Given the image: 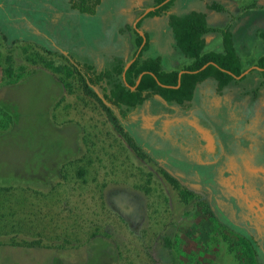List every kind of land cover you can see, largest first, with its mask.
Segmentation results:
<instances>
[{
    "label": "rangeland",
    "instance_id": "374dc122",
    "mask_svg": "<svg viewBox=\"0 0 264 264\" xmlns=\"http://www.w3.org/2000/svg\"><path fill=\"white\" fill-rule=\"evenodd\" d=\"M33 1L0 12V264H264L256 76L240 84L249 93L211 97L203 117L162 121L173 103L153 96L124 120L113 108L118 126L55 46L86 56L98 20L68 0ZM242 22L236 40L264 50V11ZM207 123L228 126L220 146ZM173 130L185 151L170 149Z\"/></svg>",
    "mask_w": 264,
    "mask_h": 264
},
{
    "label": "crops",
    "instance_id": "0c3cea01",
    "mask_svg": "<svg viewBox=\"0 0 264 264\" xmlns=\"http://www.w3.org/2000/svg\"><path fill=\"white\" fill-rule=\"evenodd\" d=\"M8 1L10 2V0ZM22 1L34 3L33 0ZM166 1L168 0H165V2ZM171 1V4L161 12L147 15L149 12L156 10L160 6L155 5L154 0H122V2L116 1L114 4H109V6L107 0H100L95 13H82L85 16V19L87 17L89 20H98L99 24L96 26H99L98 30L88 27L87 30L89 33L87 35L90 39L88 40L85 38V35L83 36L88 43H85L81 39L86 45L88 44V50H86L87 55L83 56L85 58L79 55V51H77L74 46H72V48L69 46H63L65 45L63 43L62 45L60 43L55 44V46L62 49L61 51L63 53L68 54L74 60L92 65L96 71L111 69L114 65L119 63L123 66L125 71L129 67L128 63L130 61L133 62L141 52L140 51L137 55L138 47H136L135 38L136 33H138L144 39L146 35L148 41V47L142 52L140 60L159 57L163 70H178L180 72L184 70L183 68L185 66L191 64L193 59L186 56L176 45L173 31L169 25V16H183L193 11L202 12L205 14L208 27L223 29L226 26H229L233 45L242 65L243 76L241 77L243 78H237V76L224 86L221 91L217 90V82L214 78L208 77L204 79L196 85L189 106L183 108L180 105L171 102L173 104L168 107L173 108L175 113L173 116L162 117V121L169 120V117H176L177 115L183 114V112H190L198 117H203L202 115H207V113L211 114L214 111L212 105L213 102L210 101L211 97L217 99L215 100L217 103L223 98L233 97L234 99L236 96H242L244 93L252 91V88H250V90L242 88V91L240 89V86L246 82V79L249 76H256L259 81L257 94H262L264 96V80L261 75L262 70L260 71L256 68V61L264 54V50L259 52L256 46L255 48L251 47L250 41L242 39L238 42L235 38L236 31L239 29V24L243 23L242 21L248 16V14L251 12L264 11V0ZM7 4V0H0V12L3 15L2 18H4ZM68 4L70 5L69 0ZM212 4H217L221 7L214 8L211 7ZM252 4L256 5L257 8L246 10V8ZM229 19L231 22L228 23ZM95 31L97 33H95ZM29 34L32 37H38L37 35H32L30 32ZM103 34H105V36ZM256 34L264 36V32L257 31ZM203 39V52L223 51L222 34L220 31L206 32L203 35ZM40 40L42 39L40 38ZM153 96L158 95H152L149 98ZM254 97H256V95H254ZM147 99L143 102V105L147 102ZM207 125L213 132L218 146H220V133L223 136L230 133L228 126H224L223 124L220 126H214L209 123H207ZM182 133L183 132L181 131L176 132V130L168 132L167 139L173 140V147H170V149L179 148L185 151L187 145L183 140ZM207 156L210 157L212 155ZM215 157L216 156H212L211 159L205 161L212 162Z\"/></svg>",
    "mask_w": 264,
    "mask_h": 264
},
{
    "label": "trees",
    "instance_id": "16d2710c",
    "mask_svg": "<svg viewBox=\"0 0 264 264\" xmlns=\"http://www.w3.org/2000/svg\"><path fill=\"white\" fill-rule=\"evenodd\" d=\"M154 1L155 5L160 6L147 15L161 12L172 2L171 0L166 2L165 0ZM69 3L73 9H76L80 13L93 14L96 12V7L100 3V0H69ZM211 7L220 8L221 6L212 4ZM255 8L257 6L252 4L246 10ZM169 25L173 31L178 48L186 56L193 59L191 64L183 68L186 71L181 74L178 87H175L178 83V70H163L159 57L140 60L142 52L148 47L146 35V41L141 52L125 71L120 63L114 65L111 69L96 71L92 65L73 59V68L82 81L83 86L95 96L107 111L109 117L118 126H120V119H127L128 113L134 111L152 95H158L163 100L174 102L184 108L189 106L194 89L199 82L212 77L217 82V90L221 91L224 86L242 73V65L233 45L229 26L223 29L210 28L206 24L205 14L195 11L183 16L170 15ZM209 31L221 32L222 52H203V35ZM142 40V36L136 33V47L141 45ZM209 62L213 64H209L203 70L193 72ZM256 66L262 69L261 75L264 80V54L257 59ZM142 72L145 73L138 85H136L137 77ZM157 82L165 86L158 85ZM95 87L101 88V98L95 92ZM113 108L117 110L121 117L120 119L114 113ZM131 145L135 146L132 143ZM161 243L167 253L172 255L173 240L171 235H163Z\"/></svg>",
    "mask_w": 264,
    "mask_h": 264
},
{
    "label": "water",
    "instance_id": "95a60500",
    "mask_svg": "<svg viewBox=\"0 0 264 264\" xmlns=\"http://www.w3.org/2000/svg\"><path fill=\"white\" fill-rule=\"evenodd\" d=\"M144 42H145V39L143 38V42H142V44L138 47L137 55H138V53L141 51V49H142V47H143V45H144ZM133 60H134V59H133ZM131 62H132V61H130V62L128 63V66L131 64ZM209 64H213V63H212V62L206 63V64H204L200 69H198V70H196V71H193V72H198L199 70H203V69L206 68V66H208ZM256 68L259 69L260 71L262 70V69L259 68V67H256ZM183 72H185V70L180 71V72L178 73V83H177V85H176L175 87H178V86H179V84H180V76H181V74H182ZM144 73H145V72H142V73H140V74L138 75L137 80H136V85H138V83L140 82L141 77L143 76ZM241 76H243V73H242L240 76H238L237 78H239V77H241ZM157 83H158V85L165 86V85H162V84L159 83V82H157ZM136 85H135V86H136Z\"/></svg>",
    "mask_w": 264,
    "mask_h": 264
}]
</instances>
